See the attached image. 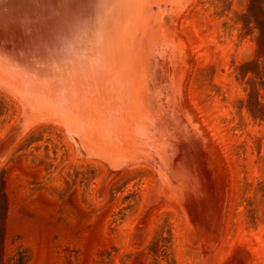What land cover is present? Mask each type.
Returning <instances> with one entry per match:
<instances>
[{"label": "rangeland", "instance_id": "1", "mask_svg": "<svg viewBox=\"0 0 264 264\" xmlns=\"http://www.w3.org/2000/svg\"><path fill=\"white\" fill-rule=\"evenodd\" d=\"M142 7L160 74L90 112L0 72V264H264V0Z\"/></svg>", "mask_w": 264, "mask_h": 264}, {"label": "water", "instance_id": "2", "mask_svg": "<svg viewBox=\"0 0 264 264\" xmlns=\"http://www.w3.org/2000/svg\"><path fill=\"white\" fill-rule=\"evenodd\" d=\"M122 0H0V72L41 84L102 58Z\"/></svg>", "mask_w": 264, "mask_h": 264}, {"label": "bare ground", "instance_id": "3", "mask_svg": "<svg viewBox=\"0 0 264 264\" xmlns=\"http://www.w3.org/2000/svg\"><path fill=\"white\" fill-rule=\"evenodd\" d=\"M158 1V0H157ZM144 2H145V0H122V3H121V5H120V8H119V11H118V14H117V17H116V20H115V22H114V25H113V28H112V31H111V34H110V36H109V39H108V42H107V45H106V48H105V51H104V53H103V56H102V58H85V66L84 67H80V68H75V69H70V70H64V71H59V72H56V81H53V82H50V83H46V84H41V83H39V82H37V81H35V80H33V79H28V80H20V75H17V76H12V75H9V74H5V73H3V75L6 77V78H8V79H10L12 82H14L16 85H19V86H22V87H24V88H27V90H30V92L34 95V94H36V96H37V94H41L45 99H47V100H50V101H58V102H61V103H64V104H68V103H70L71 105H72V107H73V109H74V107H77L78 108V112L81 114V112H82V107H84L85 105H87L88 107H86V108H88V109H86L87 111L89 110V109H95V107L97 108L98 106H95L94 107V98L97 96V95H95V97L94 98H92V102L89 100V99H91V95H92V92L93 91H95L94 90V88H95V86L101 81V80H103V81H106L105 80V77H107L108 79H109V81H112L114 84H113V86L116 84L117 85V87H119V88H123V90H125L126 88V85H127V83H130V82H132V83H135V85H137V80L138 79H142V78H145V77H147L148 75H150V76H152L153 75V73H154V75L155 74H157V72L159 71V69L157 70V68L155 69V72H153L152 73V67H153V64H152V61L154 62V60L155 59H152L153 58V55H151V53L153 54V50H154V48H153V44H155L156 42H152V44H151V39H149V38H151L150 37V34H149V30H150V28L151 29H154L155 30V28L153 27H150V28H148V26L147 27H142V26H140L141 25V16H142V10H143V7H142V4L144 5ZM148 2V1H147ZM149 3H151V1L149 2ZM156 3V2H155ZM155 3H153V4H155ZM157 4V3H156ZM157 6V5H156ZM158 6H159V4H158ZM157 6V9H159V7ZM160 11V10H159ZM148 12H150V10L148 11ZM152 14V13H151ZM153 16H154V13H153ZM159 16V15H158ZM161 16V15H160ZM152 17V16H151ZM159 18V17H158ZM144 19V18H143ZM148 19V18H147ZM153 19V18H152ZM145 20V19H144ZM150 20L151 19H149V23H150ZM161 20V19H160ZM153 21V20H152ZM156 22H157V20H156ZM146 23H148V22H146ZM152 23V22H151ZM145 24V23H144ZM143 24V25H144ZM156 24V23H155ZM145 25H147V24H145ZM149 25V24H148ZM155 26H157V25H155ZM142 27V28H141ZM156 28H158V26L156 27ZM149 40H151V41H149ZM123 45L125 46V48L123 47ZM152 45V46H151ZM151 47L153 48V49H151ZM134 50H135V53H134ZM152 50V51H151ZM152 57V58H151ZM152 60V61H151ZM156 61V60H155ZM157 63H158V61H156ZM159 64V63H158ZM154 66H155V64H154ZM155 67H157V64H156V66ZM157 70V71H156ZM160 72V71H159ZM158 72V74H160ZM2 73V72H1ZM146 73H147V75H146ZM146 75V76H145ZM145 76V77H144ZM1 77V76H0ZM154 77H156V75L154 76ZM158 77V76H157ZM160 77V76H159ZM151 78V77H150ZM162 79H163V76H162ZM145 80H148L147 78H145ZM151 80V79H150ZM149 80V81H150ZM159 80V79H158ZM164 80V79H163ZM102 81V82H103ZM137 81V82H136ZM143 81H144V79H143ZM153 81V80H152ZM111 82V83H112ZM126 82V83H125ZM148 82V81H147ZM163 82V81H162ZM162 82H160V83H162ZM109 83V82H108ZM142 83H144L145 84V82H142ZM101 84H103V83H101ZM151 84V83H150ZM165 84V83H164ZM164 84H160V86L161 85H164ZM105 85V84H104ZM110 85H112V84H110ZM109 84H108V86H110ZM149 85V84H148ZM102 86V85H101ZM145 85H143V87H144ZM98 87H100V86H98ZM98 87L96 88V89H98ZM106 87V86H105ZM127 87H129V86H127ZM139 87V86H138ZM145 87H147L148 88V86L146 85ZM164 87H166L165 85H164ZM164 87H163V89H164ZM101 89L100 90H102V91H106V90H104L102 87H100ZM107 88H109V87H107ZM125 88V89H124ZM146 88V89H147ZM152 88V87H151ZM9 89H10V87H9ZM19 89V88H18ZM117 88L115 87L114 89H111V90H109L108 91V93L107 92H105V95H106V93L107 94H109L110 93V91H112V90H116ZM143 88H141V90H142ZM146 89H144V91L146 90ZM154 89H155V87H154ZM12 90V89H11ZM21 90V89H20ZM23 90V89H22ZM100 90H97V91H100ZM120 90V89H119ZM123 90H122V93H123ZM126 90H130V88H128V89H126ZM133 90V89H132ZM136 90V89H135ZM149 90H150V88H149ZM162 90V89H161ZM160 90V91H161ZM24 91V90H23ZM117 91V90H116ZM116 91H114V93L116 92ZM128 91H127V94H128ZM137 91V90H136ZM155 91V93L154 94H156V90H154ZM160 91H159V93H160ZM13 93H14V91H12ZM96 92V91H95ZM101 92V91H100ZM120 92H121V90H120ZM140 92V91H139ZM143 92V91H142ZM148 92V91H147ZM150 92H153V91H150ZM162 92V91H161ZM99 92H96V94H98ZM104 92H101L100 94L102 95ZM124 93H126L125 91H124ZM129 93H131V97L129 96V97H127L128 99L129 98H134V97H136V96H132V94H134V92H129ZM137 93V92H136ZM141 93V92H140ZM164 93V92H163ZM15 94V93H14ZM26 94V93H25ZM112 94V93H111ZM121 94V93H120ZM126 94V95H127ZM146 94V93H145ZM27 95V94H26ZM31 95V94H30ZM40 95V96H41ZM99 95V94H98ZM123 95V94H122ZM161 95V94H160ZM160 95H158V96H160ZM20 96V95H19ZM18 96V97H19ZM28 96V95H27ZM35 96V95H34ZM107 96H110V94L109 95H107ZM113 96H115V94L114 95H112V96H110L111 98L113 97ZM99 99H102V97L99 95ZM117 97H118V95H117ZM123 97H125V94H124V96ZM123 97H119V100L121 99V98H123ZM27 98V97H26ZM25 98V99H26ZM35 98V97H34ZM104 98V97H103ZM111 98L109 99V101H111V103L113 102L112 100H111ZM115 98H116V96H115ZM114 98V99H115ZM95 99H97V97L95 98ZM98 99V101H96V102H99L100 100ZM124 99V98H123ZM137 99V98H136ZM135 98H134V100H136ZM141 100L139 101V102H144L143 101V99H142V97L140 98ZM149 99V98H148ZM147 99V100H148ZM150 99H151V97H150ZM153 99V98H152ZM86 101V103H85V105L82 103V101ZM89 100V101H88ZM104 100V99H103ZM127 100V99H126ZM131 100V99H130ZM26 101V100H25ZM105 101H106V99H105ZM108 101V102H109ZM137 101H138V99H137ZM145 101H146V99H145ZM152 101V100H151ZM151 101H149V102H151ZM156 101V100H155ZM119 102V101H118ZM124 102H127V101H123V103ZM132 102H133V99H132ZM154 102V101H153ZM33 103H34V101H33ZM32 103V104H33ZM36 104H38L37 103V101L35 102ZM34 103V104H35ZM49 103H52V102H49ZM101 103V102H100ZM104 104H105V102H103ZM102 103V104H103ZM115 103V102H114ZM145 103V102H144ZM142 104V107H143V105L145 106V104ZM41 104V103H40ZM43 104V103H42ZM48 104V103H47ZM64 104H61V105H63L64 106ZM101 104V105H102ZM127 103H125L124 105H126ZM131 104V102H129L128 103V106H127V109H129L130 108V105ZM132 104H135V103H132ZM136 104H138L137 102H136ZM44 105V104H43ZM60 105V106H61ZM70 105V106H71ZM79 105V106H78ZM107 105V104H106ZM114 105H116V104H114ZM121 105V104H120ZM140 105H141V103H140ZM139 105V106H140ZM46 106V105H45ZM59 106V107H60ZM105 106V105H104ZM112 106V105H111ZM136 106V105H135ZM134 106V107H135ZM46 107H48V105L46 106ZM55 107H57V106H55ZM65 107V106H64ZM68 107V106H67ZM115 107V106H114ZM118 107V106H117ZM129 107V108H128ZM132 107V106H131ZM133 107V108H134ZM137 107L138 106H136V111H140V110H142L141 108L139 109V110H137ZM51 108V107H50ZM61 108H63V107H61ZM77 108H75L74 110H76V112H77ZM85 108V107H84ZM104 108V107H103ZM102 108V109H103ZM119 108H121V107H119ZM56 109H58V108H56ZM68 109V108H67ZM102 109H100V110H102ZM127 109L125 108L124 110L125 111H123L122 110V108L120 109L121 111H123V114H124V112H127ZM145 109V108H144ZM144 109H143V111H144ZM71 110V109H70ZM69 109H68V113L67 114H69V111H70ZM103 110H105V108L103 109ZM109 110H111V109H109ZM119 110V111H120ZM135 110V109H134ZM72 111V110H71ZM70 111V112H71ZM90 111H92V110H89V112ZM97 111V110H96ZM115 111V110H114ZM76 112H75V114H76ZM77 112V113H78ZM94 112V111H93ZM100 112V111H99ZM107 112H108V110H107ZM146 112V111H145ZM60 113V112H59ZM59 113H57V114H59ZM61 113H64L63 112V109H62V111H61ZM78 113V114H79ZM101 113H103V112H101ZM120 113H122V112H120ZM128 113V112H127ZM132 113L134 114V111L132 110ZM66 114V113H65ZM64 114V115H65ZM71 114H73V113H71ZM106 114V112L104 113V115ZM108 114V113H107ZM131 114V113H130ZM142 114V113H141ZM147 114V113H146ZM60 115H62V114H60ZM63 115V116H64ZM82 115V114H81ZM86 115V114H85ZM100 115V114H99ZM121 115V114H120ZM59 116V115H58ZM117 116V115H116ZM122 116V115H121ZM131 116V115H130ZM82 117V116H81ZM88 117V116H87ZM107 117V116H106ZM112 117V116H111ZM114 117H115V115H114ZM132 117V116H131ZM138 117H140V116H138ZM141 117H142V115H141ZM144 117V116H143ZM64 118V117H63ZM68 118V117H67ZM67 118H66V120H67ZM74 118V117H73ZM70 119V120H74V119ZM89 118V117H88ZM108 118V117H107ZM121 118H123L125 121L126 120H128V118L126 119V117L124 118L123 116L121 117ZM136 118H137V116H136ZM145 118V117H144ZM143 118V119H144ZM147 118H148V116H147ZM76 119V118H75ZM84 119V118H83ZM83 119H78V121H81V123L83 122ZM91 119V118H90ZM96 119V118H95ZM99 119V118H98ZM118 119H120V118H118ZM140 119H142V118H140ZM143 119H142V121H143ZM97 120V119H96ZM122 120V119H121ZM131 120V119H130ZM132 120L133 121H135L134 120V117L132 118ZM138 120H139V118H138ZM145 120V119H144ZM148 120H150L149 118H148ZM167 120H169V118L167 119ZM75 121V120H74ZM86 121H87V119H86ZM141 121V120H140ZM140 121H138V122H140ZM146 121H147V119H146ZM177 121V120H176ZM68 122H69V120H68ZM87 122H89V121H87ZM101 122V121H100ZM127 122V121H126ZM129 122V124H131V123H136L137 122V120H136V122H131L130 123V121H128ZM137 122V123H138ZM144 122V121H143ZM170 122V121H169ZM77 123V122H76ZM75 123V124H76ZM145 124L146 123H148V121L147 122H144ZM164 123V122H163ZM69 124H70V122H69ZM72 124H74V123H72ZM84 124V123H83ZM92 124V123H91ZM96 124V123H95ZM145 124H143V125H145ZM149 124H150V122H149ZM165 124V123H164ZM178 124V123H177ZM176 124V125H177ZM85 125H86V123H85ZM115 125V124H114ZM142 125V126H143ZM83 126V125H82ZM102 126V125H101ZM101 126H97V127H101ZM148 126V124L145 126V127H147ZM167 126V125H166ZM165 126V127H166ZM77 127V126H76ZM78 127H80V126H78ZM116 127V126H115ZM133 127V126H132ZM173 127V126H172ZM81 128V127H80ZM104 128V127H103ZM117 128V127H116ZM174 128H175V126H174ZM99 129V128H98ZM112 129V128H111ZM121 129V128H120ZM124 128H122V130L121 131H124L123 130ZM136 129H140V127H136ZM84 131H85V129H83ZM107 130V129H106ZM142 130V129H141ZM100 131V130H99ZM131 131H134V130H131ZM138 131V130H137ZM142 131H145V130H142ZM104 132V131H103ZM107 132V131H106ZM109 133H110V131H109ZM109 133H107V134H109ZM133 132H131V134H132ZM170 133H171V131H170ZM172 133H173V131H172ZM89 134V136H90V138L92 137H98L99 135H97V136H93L91 133H87V135ZM94 134H97V133H94ZM102 134H104V133H102ZM111 134V133H110ZM117 134V133H116ZM121 134V133H120ZM119 134V135H120ZM123 134H124V132H123ZM135 134V133H134ZM134 134L132 135V138H133V136H134ZM141 134V133H140ZM166 134V133H165ZM129 134L127 133V136H128ZM136 135V134H135ZM101 136V135H100ZM99 136V137H100ZM129 136H131V135H129ZM95 138V139H100V138ZM104 137H106V136H104ZM110 137V136H109ZM111 137H114V138H116L115 137V135H113L112 134V136ZM117 137H120V136H118L117 135ZM124 137H125V135H124ZM103 138V137H102ZM101 138V139H102ZM135 138V137H134ZM105 139V141H106V138H104ZM112 141H115V140H117V139H113V138H110ZM119 140H121V141H123L124 139L122 138H118ZM118 140V141H119ZM121 141H119V142H117V143H120V144H122V142ZM127 141H129V140H127ZM107 142H109L108 141V139H107ZM132 142V141H131ZM134 142V141H133ZM132 142V143H133ZM114 143V142H113ZM116 143V142H115ZM114 143V144H115ZM116 143V144H117ZM115 144V145H116ZM119 144V145H120ZM121 146V145H120Z\"/></svg>", "mask_w": 264, "mask_h": 264}]
</instances>
